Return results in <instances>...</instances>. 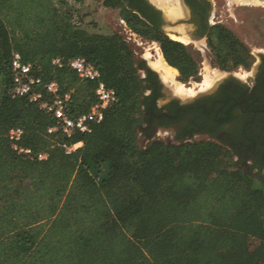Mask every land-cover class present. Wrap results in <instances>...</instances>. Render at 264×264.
Wrapping results in <instances>:
<instances>
[{"label":"trees","instance_id":"16d2710c","mask_svg":"<svg viewBox=\"0 0 264 264\" xmlns=\"http://www.w3.org/2000/svg\"><path fill=\"white\" fill-rule=\"evenodd\" d=\"M72 1L83 0H0V264H264V182L236 170L232 156L212 144L142 148L147 102L161 98L147 95L161 89L158 76L121 35L79 28ZM106 4L121 10L134 33L160 44L182 81L198 80V61L182 43L124 0ZM214 50L223 70L252 66L230 36ZM14 52L45 83L72 92L74 117L96 102L97 82L56 68V57L86 58L118 101L91 133L49 134L52 116L7 94ZM16 127L33 160L13 149L8 135ZM81 142L71 154L63 147ZM42 153L48 159L39 160Z\"/></svg>","mask_w":264,"mask_h":264},{"label":"flooded vegetation","instance_id":"af4514ba","mask_svg":"<svg viewBox=\"0 0 264 264\" xmlns=\"http://www.w3.org/2000/svg\"><path fill=\"white\" fill-rule=\"evenodd\" d=\"M177 1L181 9L173 16L152 0H124L128 8L144 15L153 27L159 26L169 39L173 40L170 34L186 36L190 40L188 45L203 51L208 49L212 55L210 59L218 58L214 45L220 37L225 40L231 35L230 28L225 26L226 19L231 17L227 14L230 10L224 12L230 1L224 0L222 6L216 0ZM164 12L170 19L168 23L164 20ZM121 22L125 23L123 19ZM165 23L168 30L163 28ZM255 57L250 68L220 69L210 85L204 83L205 75L193 89L185 85L187 93L177 94L183 98L149 100L140 146L145 148L157 141L168 146L212 144L232 156L236 170L264 182V50ZM159 84L163 89L160 80ZM190 90L194 93H188ZM158 93L162 96L163 91L153 88L147 95Z\"/></svg>","mask_w":264,"mask_h":264},{"label":"built area","instance_id":"2783aa9c","mask_svg":"<svg viewBox=\"0 0 264 264\" xmlns=\"http://www.w3.org/2000/svg\"><path fill=\"white\" fill-rule=\"evenodd\" d=\"M52 63L58 69L68 68L72 70L83 81L97 82L96 102L87 113L72 116L69 113L73 100L72 92H64L60 84L55 81L45 83L42 78L36 76L35 65L24 61L18 52H14L12 55V84L7 94L12 99L26 97L31 103L36 104L41 111L52 116L55 124L48 129L49 134L60 133L64 137L71 138L75 132L91 133L92 124H101L104 121L105 112L117 103L116 91L101 81L100 70L84 57L70 60L56 57ZM24 134L23 128L16 127L9 131L8 138L13 149L19 155H24L33 160L35 158L33 151L20 145ZM82 146L83 143L81 142L72 146L65 144L63 147L67 154H71ZM37 158L46 160L48 154H39Z\"/></svg>","mask_w":264,"mask_h":264},{"label":"rangeland","instance_id":"374dc122","mask_svg":"<svg viewBox=\"0 0 264 264\" xmlns=\"http://www.w3.org/2000/svg\"><path fill=\"white\" fill-rule=\"evenodd\" d=\"M106 1L107 0H83L80 3H75L73 1L70 2L69 5L71 8V13L75 17V21L78 27L90 33H97L109 36L113 34L121 35L129 44L130 48L133 50L135 54V59L139 62H144L145 66L150 65L147 59V51L149 47L160 48V44L158 42L143 38L142 36L134 33L131 29H129L126 22H121L122 18L120 15V9L113 6H107ZM216 1V3H218V5L220 6L224 4V0ZM263 1L264 0H260L262 4L260 3L259 5H240L230 1V5L226 6L224 10V12L226 13V10L229 9L230 12H228L227 14H231V17L226 19L228 20V24H225V26H227L231 30L230 37L241 43L244 49L248 53H250L252 63L256 60L255 56H258V52L264 50ZM185 47L187 51L198 61V80L195 81L194 79H190L188 81H182L179 73L178 81L182 82L184 85H187L188 88L193 89V85H196V82L199 83V79L200 81H202L204 75L208 74L207 72H209L212 77L218 75L221 69L219 67L220 65L217 63L216 59L209 58L212 55L208 49H205V51L199 50L197 48H194L193 45H188ZM197 47L200 46L197 45ZM144 59H147V62L144 61ZM235 69H237V67L231 66L227 70L238 71ZM140 75L142 77H145L146 72L140 71ZM161 90L163 91L161 101H167L170 100V98H173L172 95L167 96L164 94V88L162 89L161 87ZM173 90L174 89H172V91ZM188 93L193 94L194 91L190 90ZM172 94L179 98H183V96H178L177 94H175V92H172ZM257 245V241L251 240L252 248H255Z\"/></svg>","mask_w":264,"mask_h":264},{"label":"bare ground","instance_id":"6f19581e","mask_svg":"<svg viewBox=\"0 0 264 264\" xmlns=\"http://www.w3.org/2000/svg\"><path fill=\"white\" fill-rule=\"evenodd\" d=\"M152 1L155 4H157L158 6H161L163 8V10L165 9L169 15H172L173 13L176 14L175 11H179L181 9V8L179 9V7L177 6V2H178L177 0H152ZM230 1L235 3V4H240V5H250V4L259 5L261 3L260 0H230ZM263 4H264V1H263ZM166 12H164V14ZM165 16H166V14H165ZM173 16H174V14H173ZM166 18L168 20H170L167 16H166ZM176 18H178V17H176ZM170 35H172L171 38L174 40L182 42L186 45L190 44V40L186 36L178 37L174 34H170ZM147 59H148L149 64H150L149 65L150 68L159 74L161 81L164 84H167L172 89H174L173 91L171 89V92H175L178 95H182V94L186 93V86L182 82L178 81L179 71L167 63V61L165 60L163 53L159 47H155V48L149 47V49L147 51ZM207 73L208 74L205 75V82L204 83H206L207 85H210L212 83V80H211L212 76L209 74V72H207ZM215 73H217V72H215ZM210 76H211V78H210Z\"/></svg>","mask_w":264,"mask_h":264},{"label":"water","instance_id":"95a60500","mask_svg":"<svg viewBox=\"0 0 264 264\" xmlns=\"http://www.w3.org/2000/svg\"><path fill=\"white\" fill-rule=\"evenodd\" d=\"M164 20H165L166 23L169 22V20L166 18L165 15H164ZM166 23H165V24H166ZM163 28H164V30H168V24L164 25ZM173 40H174V39H173ZM174 41H176V40H174ZM144 61L147 62L146 59H144ZM147 69H151L149 65H147ZM151 70H152V69H151ZM152 71H154V70H152ZM154 72H155V71H154ZM155 73H156V72H155ZM156 75L158 76V78H159V80H160V83L163 85V88H164V94L167 95V96L172 95L173 97H177V96H175L174 94L171 93V87H169L167 84H164V83L161 81V78H160L159 74L156 73Z\"/></svg>","mask_w":264,"mask_h":264}]
</instances>
